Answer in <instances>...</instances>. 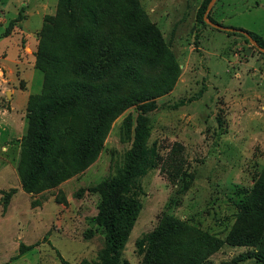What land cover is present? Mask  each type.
Instances as JSON below:
<instances>
[{
    "label": "rangeland",
    "instance_id": "obj_1",
    "mask_svg": "<svg viewBox=\"0 0 264 264\" xmlns=\"http://www.w3.org/2000/svg\"><path fill=\"white\" fill-rule=\"evenodd\" d=\"M58 1L0 0V264H99L106 231L95 220L101 196L92 190L120 174L132 147V138L123 139V122L130 117L135 125L137 106L112 123L85 171L63 169L61 182L36 193L23 189L18 164L28 101L43 91L39 34ZM204 1L139 0L180 76L147 114L156 167L136 181L137 216L122 231L119 264L147 263L146 247L142 252L137 242L166 215L224 241L208 264H236L252 247L229 240L253 237L259 228L239 218L264 171V55L245 36L202 25ZM210 16L264 37V0H217Z\"/></svg>",
    "mask_w": 264,
    "mask_h": 264
},
{
    "label": "trees",
    "instance_id": "obj_2",
    "mask_svg": "<svg viewBox=\"0 0 264 264\" xmlns=\"http://www.w3.org/2000/svg\"><path fill=\"white\" fill-rule=\"evenodd\" d=\"M210 1L198 12L204 26ZM147 24L139 0H59L56 14L45 18L39 34L36 66L44 73L43 91L29 98L28 131L18 164L26 192L61 182L63 169L72 174L85 171L100 156L112 123L127 109H139L135 125L130 117L123 122V139L132 138L123 169L92 190L101 196L95 220L106 231L99 264L120 263L122 231L138 211L136 181L156 167L147 114L180 76L174 54ZM249 34L264 48V37ZM240 211L241 221L259 228L253 237L229 240L252 247L234 263L264 264V171ZM223 245L216 236L168 215L137 242L142 252L146 247V264H208Z\"/></svg>",
    "mask_w": 264,
    "mask_h": 264
},
{
    "label": "water",
    "instance_id": "obj_3",
    "mask_svg": "<svg viewBox=\"0 0 264 264\" xmlns=\"http://www.w3.org/2000/svg\"><path fill=\"white\" fill-rule=\"evenodd\" d=\"M217 0H211L210 3L208 4L207 6V9L204 13V22L206 24H208L209 26L211 27H214L218 30H221V31H225V32H232V33H239L243 36H245L247 38V40L255 47L257 48L260 52L264 53V48H262L252 37L251 35L246 32V31H243V30H238V29H232V28H228V27H225V26H222L220 24H216L214 23L212 20H210L209 18V15H210V12L213 8V6L215 5Z\"/></svg>",
    "mask_w": 264,
    "mask_h": 264
}]
</instances>
